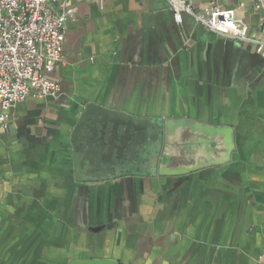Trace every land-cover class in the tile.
Returning <instances> with one entry per match:
<instances>
[{"label": "crops", "instance_id": "0c3cea01", "mask_svg": "<svg viewBox=\"0 0 264 264\" xmlns=\"http://www.w3.org/2000/svg\"><path fill=\"white\" fill-rule=\"evenodd\" d=\"M64 3L60 95L10 109L0 136V264H264V52L177 25L162 0ZM252 3L221 5L259 39ZM89 102L229 127L234 150L186 176L81 184L62 133Z\"/></svg>", "mask_w": 264, "mask_h": 264}, {"label": "water", "instance_id": "95a60500", "mask_svg": "<svg viewBox=\"0 0 264 264\" xmlns=\"http://www.w3.org/2000/svg\"><path fill=\"white\" fill-rule=\"evenodd\" d=\"M67 119L62 134L68 138L74 177L81 184L186 176L225 164L234 150L231 128L188 119L140 118L92 102L73 107ZM68 264L119 263L84 260Z\"/></svg>", "mask_w": 264, "mask_h": 264}, {"label": "built area", "instance_id": "2783aa9c", "mask_svg": "<svg viewBox=\"0 0 264 264\" xmlns=\"http://www.w3.org/2000/svg\"><path fill=\"white\" fill-rule=\"evenodd\" d=\"M82 1V0H75ZM174 22L182 16L209 32L264 52V37L248 36V27L225 0H162ZM205 1V3L201 2ZM253 10L264 11V0H252ZM64 0H0V136L8 129L6 113L28 97L56 99L59 84L51 78L63 61L66 22Z\"/></svg>", "mask_w": 264, "mask_h": 264}]
</instances>
